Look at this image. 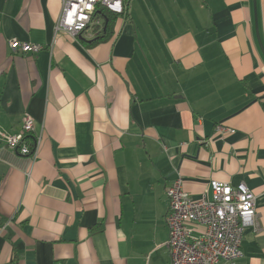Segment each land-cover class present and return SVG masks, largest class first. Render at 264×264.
Instances as JSON below:
<instances>
[{
	"label": "crops",
	"instance_id": "0c3cea01",
	"mask_svg": "<svg viewBox=\"0 0 264 264\" xmlns=\"http://www.w3.org/2000/svg\"><path fill=\"white\" fill-rule=\"evenodd\" d=\"M112 39L56 33L61 0H0V264H172L167 190L245 184L264 264V55L253 0H123ZM264 47V0H257ZM13 40L41 46L14 53ZM218 127L227 131L219 132ZM195 233L203 231L198 225ZM225 264V263H221Z\"/></svg>",
	"mask_w": 264,
	"mask_h": 264
},
{
	"label": "built area",
	"instance_id": "2783aa9c",
	"mask_svg": "<svg viewBox=\"0 0 264 264\" xmlns=\"http://www.w3.org/2000/svg\"><path fill=\"white\" fill-rule=\"evenodd\" d=\"M61 14L56 23V33L73 38L87 29L96 28V37L105 29L106 21L100 19L102 9L123 14V0H61ZM10 48L14 53L37 55L41 46L13 40ZM219 132L227 131L218 127ZM35 123L27 115L22 131L9 134L0 130V142L18 155L32 160L38 157L39 143H32ZM184 179L177 180L167 190L169 211L166 225L169 232L167 243L172 264H232L243 257L242 244L245 231L260 230L256 195L245 185L236 187L221 181L210 183L211 197L205 193L194 199L183 189ZM198 225L202 232L191 228Z\"/></svg>",
	"mask_w": 264,
	"mask_h": 264
},
{
	"label": "trees",
	"instance_id": "16d2710c",
	"mask_svg": "<svg viewBox=\"0 0 264 264\" xmlns=\"http://www.w3.org/2000/svg\"><path fill=\"white\" fill-rule=\"evenodd\" d=\"M127 13L128 8L126 5L123 14H115L108 11L107 9H102L100 19L104 18V20L106 21L105 29H103L104 31L102 32V34L97 37V39L92 43V45L106 42L107 40L112 39L119 19L127 17Z\"/></svg>",
	"mask_w": 264,
	"mask_h": 264
},
{
	"label": "water",
	"instance_id": "95a60500",
	"mask_svg": "<svg viewBox=\"0 0 264 264\" xmlns=\"http://www.w3.org/2000/svg\"><path fill=\"white\" fill-rule=\"evenodd\" d=\"M254 3V12H255V24H256V34H257V39L261 48V51L264 55V47H263V43L261 41V37H260V32H259V22H258V4H257V0H253Z\"/></svg>",
	"mask_w": 264,
	"mask_h": 264
}]
</instances>
